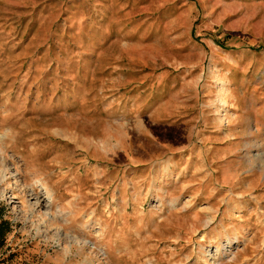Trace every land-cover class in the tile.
Listing matches in <instances>:
<instances>
[{"label": "rangeland", "instance_id": "374dc122", "mask_svg": "<svg viewBox=\"0 0 264 264\" xmlns=\"http://www.w3.org/2000/svg\"><path fill=\"white\" fill-rule=\"evenodd\" d=\"M198 3L0 0V264H264V136L203 146L175 94Z\"/></svg>", "mask_w": 264, "mask_h": 264}, {"label": "crops", "instance_id": "0c3cea01", "mask_svg": "<svg viewBox=\"0 0 264 264\" xmlns=\"http://www.w3.org/2000/svg\"><path fill=\"white\" fill-rule=\"evenodd\" d=\"M191 2L188 0V12ZM200 3L204 24L199 32H192L196 38L201 37L199 45L203 47L193 45L190 52H196L198 58L192 65L203 70L188 71L186 92L181 89L175 94H188L191 108L195 103L198 110L201 106L193 123H199L203 146L211 143L224 146V152L244 151L258 145L259 137L264 136V19L255 22L258 9H264V0H199ZM216 39L223 44L216 45ZM211 100H218L225 124L219 117L212 121L206 118ZM205 127L214 129L213 133L205 132ZM220 154L215 151L213 157Z\"/></svg>", "mask_w": 264, "mask_h": 264}, {"label": "trees", "instance_id": "16d2710c", "mask_svg": "<svg viewBox=\"0 0 264 264\" xmlns=\"http://www.w3.org/2000/svg\"><path fill=\"white\" fill-rule=\"evenodd\" d=\"M6 226H7L6 223H4V222L0 223V245L2 244V241H3L2 235H3V232H4L5 228H6Z\"/></svg>", "mask_w": 264, "mask_h": 264}, {"label": "bare ground", "instance_id": "6f19581e", "mask_svg": "<svg viewBox=\"0 0 264 264\" xmlns=\"http://www.w3.org/2000/svg\"><path fill=\"white\" fill-rule=\"evenodd\" d=\"M50 197V196H49ZM50 198H52V197H50ZM97 225H99V227L101 228V230H103L102 231V235L104 236V232L106 231V229H104V227H103V225L102 224H100V223H98ZM104 239V238H103ZM72 248H70V250H71ZM63 260H64V258H63Z\"/></svg>", "mask_w": 264, "mask_h": 264}]
</instances>
